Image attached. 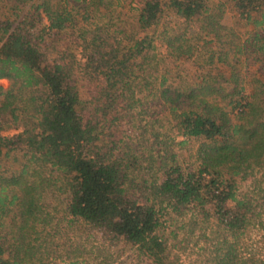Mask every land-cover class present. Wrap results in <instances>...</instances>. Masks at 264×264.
Here are the masks:
<instances>
[{
  "label": "trees",
  "instance_id": "trees-1",
  "mask_svg": "<svg viewBox=\"0 0 264 264\" xmlns=\"http://www.w3.org/2000/svg\"><path fill=\"white\" fill-rule=\"evenodd\" d=\"M28 1L15 0L12 10L18 12ZM62 1L65 6L55 11L33 4L34 13L16 20L3 19L0 7V80L11 82L8 90L0 86V220L11 207L24 205L19 211L21 243L12 251L0 243V264H30V239L43 235L51 216L40 203L54 190L66 196L69 225L82 222L123 241L152 264H178L172 260L168 234L177 220L182 225L171 231L174 240L183 232L198 242L204 239L207 258L195 264H264V254L247 245L253 232L264 237V84L256 78L260 86L255 87L229 64L232 51L234 56L251 51L261 53L264 70V0H220V14L213 13L211 0H144L139 8V31L157 26L170 9L186 22L204 17L208 34L223 47L217 20L223 18L225 3H233L239 20L256 30L229 52L211 47L203 56L209 66L232 67L235 87L226 95L214 85L215 78L192 87L168 84L166 77L157 84L159 78L144 68L154 49L149 36L139 39L122 32L124 38L112 46L97 31L85 32L71 54L68 47L51 60L43 49L46 39L60 40L77 22L75 8L86 6L87 11L104 2ZM168 47L180 56L197 54L196 48L174 41ZM80 78L88 82L87 97ZM248 85L257 94H245ZM152 96L156 105L147 104ZM153 106L165 114H152ZM165 121L169 130L156 126ZM10 129L22 131L12 137L2 134ZM173 131L184 138L178 145L203 141L198 168L181 167ZM13 152L22 153L28 164L20 176L10 177L2 161ZM28 176L35 179L31 184ZM249 178L252 193L240 198L239 182ZM12 186L19 192H8ZM63 261L80 264L70 256Z\"/></svg>",
  "mask_w": 264,
  "mask_h": 264
},
{
  "label": "rangeland",
  "instance_id": "rangeland-1",
  "mask_svg": "<svg viewBox=\"0 0 264 264\" xmlns=\"http://www.w3.org/2000/svg\"><path fill=\"white\" fill-rule=\"evenodd\" d=\"M104 2L94 4L93 6H86L75 8V13L78 15L77 22L73 23L64 33L54 42L51 38H47L43 44V49L51 60L59 58L60 52H65L70 48L67 53L71 54L78 45V39L80 35L85 32L87 36L92 32H98V34L110 38L109 41L112 46L115 45L116 40L124 38L122 32L132 35L136 38L142 39L145 36H149L153 40L154 49L149 52L148 62L144 65L147 69V73L152 78H159L161 80L166 77L168 84L182 85V86H195L198 84H206L209 78H215L214 85L223 89V94H227L228 91L234 89L235 85L232 82V67L222 64H216L213 66L207 65L203 58L209 48L214 47L213 51L226 50L229 52L231 49H235L241 46L247 39L248 35L256 28L251 25H245V22L239 20L238 13L233 10V3H225L223 8L225 13L221 20H217L218 34L221 36L223 47H219V43L216 40L214 34H208L209 28L204 20V17L199 20H193L186 22L185 20L176 16V14L166 9L160 16L158 25L151 30L139 31L138 15L139 8L144 0H103ZM15 0H0L1 14L3 19L10 17L12 20H16L18 15L21 17L34 13L33 4H46L53 11L65 6L62 0H29L28 3L21 5L19 11L12 10V6ZM210 6L213 8V13L220 14L221 10L218 8L223 3L220 0H211ZM76 5V4H75ZM73 5H70L72 8ZM73 9V8H72ZM76 12H79L76 13ZM88 18L85 20V18ZM47 21V20H46ZM48 24V23H47ZM264 32V29H263ZM138 34V35H137ZM126 35V34H125ZM125 40V39H124ZM231 40H234L232 43ZM174 41L176 46L188 47L192 46L196 48V53L201 55H194L193 57L180 56L179 53L174 52L172 48L168 47V42ZM208 44H207V43ZM126 45V41L123 42ZM229 44H232L231 46ZM235 55V50L229 55V64L236 65L239 71L253 83L255 87L260 86L256 78L264 84V70L260 64L261 53L246 52L238 56ZM78 60L83 62L81 56V50L78 52ZM204 56V57H203ZM207 57H205L206 59ZM139 62L143 61L138 59ZM247 60V61H245ZM141 74V73H140ZM82 77V76H81ZM80 78L83 88L84 96H88L90 88H88V82ZM256 81V83L254 82ZM210 81V80H209ZM212 82V81H210ZM0 86L4 90H8L11 86L9 80H0ZM248 85L246 87L245 94L250 95L256 92V88ZM156 91V90H155ZM155 91H153L155 93ZM255 91V92H253ZM150 92V91H149ZM148 91L143 93L142 98L149 94ZM157 93V92H156ZM157 95V94H156ZM85 97V98H86ZM138 97V98H141ZM156 97L152 96L149 99L151 105H156ZM145 103V104H144ZM146 101H143L145 108L149 105ZM153 112H161L160 106L151 107ZM162 115L165 112H161ZM157 117V116H156ZM142 126L146 124L145 121L140 123ZM163 126V129L171 127L170 123L165 121L164 123H157L156 126ZM169 127V128H168ZM21 129H10L4 131L2 134L6 137H12L19 134ZM171 135L175 138L173 151L177 155L178 162L185 170H194L199 167V150L202 140L192 139L186 145H178L184 138L177 135L176 131H173ZM17 159V161H15ZM28 164L27 159L22 156L20 152H13L11 158L2 161L4 172L10 177L13 175L20 176L25 165ZM29 184L33 180L28 176L27 181ZM252 179L249 178L245 181L239 182L238 195L243 198L245 195H251L253 190ZM56 189V188H55ZM19 192V187H10V191ZM45 200L40 205H45V215L50 214L49 225L46 226V231L43 235L32 236L31 241V256L29 263L35 264H49L55 262L56 264H66L63 260L70 256L71 260L78 261L80 264H152V262L146 257L140 256L139 253L131 246L126 245L123 241H116L109 237L92 230L89 226L82 222H76L75 224H68V217L65 216V207L67 204L66 196L60 195L56 190L46 192ZM24 205L11 207V212L8 216L0 220V243L4 244V247L10 248L12 251L15 246L21 242L17 239L20 236L19 225L21 219L19 211ZM53 218V221L50 218ZM168 219V217H167ZM174 227L168 229L169 237L171 238V255L172 260L178 264H195L198 261H204L207 258L208 252H206V246L204 239L198 242V237H191L185 232L178 235V239L174 240L171 231H174L176 227H181L182 221H173ZM168 223L167 226H169ZM71 226V227H70ZM39 232H42V226L38 228ZM47 234L49 236H47ZM44 238V239H42ZM36 239L38 241H36ZM247 240V245L250 249L264 254V237L253 232V235ZM43 241V242H42ZM45 242V243H44ZM43 243L42 247H39ZM177 245V248L174 247ZM57 247V249H55ZM47 247L48 249H44ZM51 252L49 259H46L47 252ZM56 251V252H55ZM63 258L53 261L52 257ZM52 258V259H51Z\"/></svg>",
  "mask_w": 264,
  "mask_h": 264
},
{
  "label": "built area",
  "instance_id": "built-area-1",
  "mask_svg": "<svg viewBox=\"0 0 264 264\" xmlns=\"http://www.w3.org/2000/svg\"><path fill=\"white\" fill-rule=\"evenodd\" d=\"M89 1V0H88ZM162 1V0H161Z\"/></svg>",
  "mask_w": 264,
  "mask_h": 264
}]
</instances>
